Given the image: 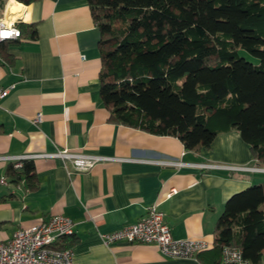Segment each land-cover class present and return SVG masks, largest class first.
Listing matches in <instances>:
<instances>
[{"label":"crops","instance_id":"1","mask_svg":"<svg viewBox=\"0 0 264 264\" xmlns=\"http://www.w3.org/2000/svg\"><path fill=\"white\" fill-rule=\"evenodd\" d=\"M25 6L30 22L17 23L27 27L21 38L0 43V87L13 86L0 99V178L7 182L0 184V241L62 215L73 223L71 248L80 264H210L208 255L167 258L149 244L106 246L100 234L135 224L156 205L174 239H202L212 246L224 203L264 183V172L195 165H264L236 130L217 135L209 149L187 151L175 137L111 123L98 95L100 34L86 1L38 0ZM37 114L42 121L33 123ZM61 149L123 161L69 172L58 159H34L35 190L23 176L12 182L5 175L12 162L4 157ZM165 159L189 165H160Z\"/></svg>","mask_w":264,"mask_h":264},{"label":"trees","instance_id":"2","mask_svg":"<svg viewBox=\"0 0 264 264\" xmlns=\"http://www.w3.org/2000/svg\"><path fill=\"white\" fill-rule=\"evenodd\" d=\"M85 1L100 34L98 95L111 123L175 137L187 151L209 149L217 135L236 130L264 165V0ZM17 27L22 33L26 25ZM5 175L37 187L32 161L9 165ZM71 237L56 247L71 248ZM226 246L259 264L264 183L227 199L212 246L197 258L219 264Z\"/></svg>","mask_w":264,"mask_h":264},{"label":"built area","instance_id":"3","mask_svg":"<svg viewBox=\"0 0 264 264\" xmlns=\"http://www.w3.org/2000/svg\"><path fill=\"white\" fill-rule=\"evenodd\" d=\"M7 18L9 17L4 14L0 20ZM21 20L18 19L13 24V28L19 31V36L5 39L0 41V43L20 38L21 33L16 25ZM12 88L13 86L8 88L0 87V99L5 97ZM41 121V114H37L32 120L33 123H40ZM38 158L58 159L69 172H87L97 164L123 161L119 158L67 149L57 150L53 153L4 157V159L12 162L14 168H20L23 161H31ZM159 164L173 168L189 165L171 159L160 160ZM195 166L203 170L227 169L230 171L264 172V167L258 166L239 167L207 163L196 164ZM0 184H7L5 178H0ZM173 193L174 190L168 194V197ZM72 228L73 223L69 218L62 215H52L47 221L33 228L18 229L13 233L10 240L6 242L0 241V264H80L76 260L72 248L58 249L56 247L59 239L73 235ZM100 238L106 246L116 242L154 245L164 257L173 259H195L199 253L211 247L208 242L202 239H174L169 226L164 220L163 213L157 209L156 205L150 206L144 217L135 224L123 226L111 233L100 234ZM219 264L251 263L243 258L239 249L226 246L222 250Z\"/></svg>","mask_w":264,"mask_h":264},{"label":"clouds","instance_id":"4","mask_svg":"<svg viewBox=\"0 0 264 264\" xmlns=\"http://www.w3.org/2000/svg\"><path fill=\"white\" fill-rule=\"evenodd\" d=\"M10 5H15L11 8L13 13H18L19 15L11 16L10 18L0 20V41L5 39H10L19 36V31L13 28V24L16 23L18 19H23L24 23L30 22V13L24 15L23 11L26 6L24 4L17 3V0H9ZM7 16V12L5 13Z\"/></svg>","mask_w":264,"mask_h":264},{"label":"rangeland","instance_id":"5","mask_svg":"<svg viewBox=\"0 0 264 264\" xmlns=\"http://www.w3.org/2000/svg\"><path fill=\"white\" fill-rule=\"evenodd\" d=\"M7 1H8V0H7ZM7 1H6L5 5H4V8L2 9V12H1V14H0V18H2L3 15L5 14V7H6L7 4H8ZM6 12L8 13L7 8H6ZM19 23H20V22H19ZM241 55H242V56H245L247 60H251V59L248 57V55H246V54H244V53H241ZM254 185H257V184H254Z\"/></svg>","mask_w":264,"mask_h":264},{"label":"bare ground","instance_id":"6","mask_svg":"<svg viewBox=\"0 0 264 264\" xmlns=\"http://www.w3.org/2000/svg\"><path fill=\"white\" fill-rule=\"evenodd\" d=\"M18 3V2H17ZM20 4V3H19ZM15 5H9V9L10 10H8V13H7V16L6 17H11V16H14V15H19L18 13H13L12 11H11V8L12 7H14ZM23 11V10H22ZM24 13V12H23Z\"/></svg>","mask_w":264,"mask_h":264}]
</instances>
